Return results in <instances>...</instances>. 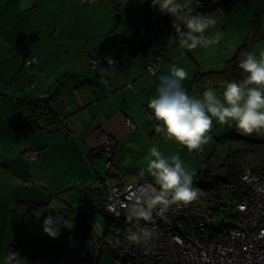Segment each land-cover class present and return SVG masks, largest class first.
<instances>
[{"label": "crops", "instance_id": "0c3cea01", "mask_svg": "<svg viewBox=\"0 0 264 264\" xmlns=\"http://www.w3.org/2000/svg\"><path fill=\"white\" fill-rule=\"evenodd\" d=\"M253 1L255 6L256 1L262 2ZM157 14L160 16L154 20ZM172 21L173 17L161 14L158 6L153 9L151 0H98L95 4L83 0H0V168L11 164L6 155L13 150L7 143L11 131L19 132L16 145L25 144L26 137L32 149L41 153L31 166L38 172L45 167L46 153L54 148L71 153L75 160L77 150L82 162L87 163L85 154L100 151L107 141L112 146L110 178L121 184H125L128 170L139 180H155L148 168H132L123 173L132 154H138V160L144 157L148 163L149 149L155 146L165 157L178 154L181 158L187 148L155 131L160 122L150 118L149 99L156 95L158 77L167 74L173 62L188 72L183 83L191 95L195 89L192 78L204 73L197 57L210 52L204 47L180 49L178 43L169 40L175 36ZM157 22L160 36L156 40L151 34L143 36L153 40L152 45L140 51L132 49L137 35L135 25L144 24L149 29ZM221 27L218 21L210 32ZM160 50L165 51V56L156 74L150 75L146 64ZM106 56L117 61L112 75L101 73L102 67H108ZM33 58L36 62L27 66ZM95 58L101 62L96 70L90 67V60ZM45 93L53 96L48 106L51 114H37L31 125L32 112ZM62 113L64 122L57 121ZM42 119L46 124H42ZM128 119L134 128L127 125ZM215 122L213 119L211 139L202 150L219 142L218 131L224 126ZM42 134L49 140L44 142ZM48 146L50 149L45 150ZM201 176L202 172L195 173L194 179ZM40 179L41 173L38 177L31 175L28 187ZM95 189L90 194H103L100 204L105 203L107 188ZM26 201L35 203L37 199L28 195Z\"/></svg>", "mask_w": 264, "mask_h": 264}, {"label": "rangeland", "instance_id": "374dc122", "mask_svg": "<svg viewBox=\"0 0 264 264\" xmlns=\"http://www.w3.org/2000/svg\"><path fill=\"white\" fill-rule=\"evenodd\" d=\"M256 4L257 6L253 0H238L231 13L219 14V24L222 27L226 25V29H222V27L218 29L223 34L222 39L218 44L211 45V48L207 47L209 55L203 53L197 57L199 63L204 66L201 69L202 72L223 69L226 61L234 57L237 49L249 36L255 19H258L263 36L254 43L252 50L257 55L259 51L264 50V0L256 1ZM159 16L160 14H157L154 20H157ZM134 36V41L144 40L143 37H138L142 36L138 32ZM194 88L191 96L200 98L202 95L198 92L195 83ZM217 91L221 92L218 95H221L222 98L224 90L220 88ZM35 100L36 98L31 101ZM40 107L41 105L35 106L36 109L33 110L29 123H34V120L37 119ZM42 124H46L43 119ZM215 124L221 125L217 120ZM223 126L218 131V137L233 129L235 122ZM18 133L16 131L9 132L7 143L13 150L8 151L6 155L7 160H11V164L9 167L0 168V264H4L5 257L9 252H16L18 246L26 241H31L29 253L21 257L23 259L20 264H48L47 260L68 254L77 247L80 236L86 231L91 230L98 236L103 235L108 220V214L102 208L104 202L100 204L104 196L103 194L92 196L90 190L96 191L95 188L102 187L101 181L97 179L98 174L100 177L107 178L105 180L107 186L113 181L109 176V157L105 154L94 160L93 163L88 160H85L87 163H83L77 150L75 160L71 153L54 148L51 152L46 153V161L43 163L45 167L38 172L31 167L37 159L30 161L27 158L28 155L25 156L26 150L32 148L27 142V138H24L25 144L16 145ZM236 134L244 136L247 141L227 139L216 142L215 146L206 147L204 150L192 152L187 149L183 150L184 154L181 159L184 164L187 163V166H190H188L189 169L195 173H203L206 169L212 171L210 174L212 176L208 180L195 179L196 187L199 188L202 184L208 187L213 185L214 179L225 178L229 169L236 173L243 172L246 168L264 166V136L241 135L237 129ZM41 139L44 142L49 140L44 134ZM56 141L57 139L54 142ZM44 149L50 148L48 146ZM137 155L132 154L126 164L124 174L127 169L147 168L148 163L145 158L141 157L138 160ZM85 158L87 159L86 154ZM205 161L208 165L203 169ZM92 164L96 166L94 167ZM39 173H41V179L30 182L28 187L27 179L31 175L38 177ZM108 173L109 175H107ZM126 174L124 179L126 181L123 180L125 184L141 181L137 176L130 175L131 170H128ZM150 181L155 182V180ZM102 190L106 191V189ZM221 194L223 207L213 216L214 231H221L222 223L228 220L225 212L229 211V207L226 205L231 198V191L222 187ZM28 195L35 196L37 202L28 203L26 201ZM49 214L59 217L64 222L61 224L59 235L56 238L50 237L43 231V220ZM99 264H114L111 252L107 248L104 249Z\"/></svg>", "mask_w": 264, "mask_h": 264}, {"label": "clouds", "instance_id": "9594fccd", "mask_svg": "<svg viewBox=\"0 0 264 264\" xmlns=\"http://www.w3.org/2000/svg\"><path fill=\"white\" fill-rule=\"evenodd\" d=\"M200 3L201 0H151L153 9L158 6L161 14L173 17L175 36L169 40L178 43L182 50L207 48L222 39L223 34L219 30L210 32L218 23L217 17L197 11ZM104 59L108 67H102L101 73L112 75L117 69V61L111 56ZM239 68L247 75L240 81L228 82L222 98L212 87L196 98L184 87L188 72L173 62L168 73L158 77L156 95L149 99L150 118L160 122L155 131L186 147L189 152L202 150V146L211 139L209 133L212 131L213 119L221 125L235 122L241 135L264 136V50L259 51L258 55L242 52ZM146 159L148 171L159 189H153L147 199H137L132 204L128 215L131 227L126 230V238L131 243L147 246V252L157 232L154 227L142 226L140 221L154 225V212L163 216L170 205L191 203L202 193L194 186L195 172L184 165L178 154L165 157L153 146ZM62 223L59 217L49 214L43 220V231L56 238ZM22 259L18 252L11 251L5 257L4 264H20Z\"/></svg>", "mask_w": 264, "mask_h": 264}, {"label": "built area", "instance_id": "2783aa9c", "mask_svg": "<svg viewBox=\"0 0 264 264\" xmlns=\"http://www.w3.org/2000/svg\"><path fill=\"white\" fill-rule=\"evenodd\" d=\"M96 2V0H88ZM137 32L145 33L142 25ZM33 58L27 62L32 66ZM94 66L98 60L92 62ZM148 71H156V63ZM48 96L42 94L41 105L48 107ZM65 114L58 116L64 122ZM134 128L132 120L126 121ZM101 151L109 157L108 169L112 167V146L107 141ZM30 153V154H29ZM30 161L39 158L35 149L25 152ZM159 185L154 181L141 180L133 184H121L117 180L107 187V200L103 210L108 214L103 235L91 230L80 236L77 247L64 256L49 259L48 264H99L107 248L114 264H264V171L246 168L240 175V183L232 193L225 212L227 221L221 231L213 230V216L222 209L220 194L213 189L201 188L200 197L188 204H172L163 216L153 213L155 224L140 221L141 225L154 227L157 236L151 242L149 251L144 245L131 243L126 238L129 209L137 200L147 199ZM232 199V200H231ZM221 234V235H220Z\"/></svg>", "mask_w": 264, "mask_h": 264}, {"label": "trees", "instance_id": "16d2710c", "mask_svg": "<svg viewBox=\"0 0 264 264\" xmlns=\"http://www.w3.org/2000/svg\"><path fill=\"white\" fill-rule=\"evenodd\" d=\"M83 2L86 4H95L98 2V0H96V2H89L88 0H83ZM237 2H238V0H201L200 6L197 9V11L211 13L217 17L220 11L233 10ZM158 22L155 23L153 26H151V28H149V29L146 26H144V24L135 25L136 32H137L136 28L138 25H142L145 29V33L142 36H138V37H143V36L151 34V35H153V38H155L154 40H156V38H158L160 36L159 31H157L158 26H159ZM262 36H263L262 28L258 22V19H255L253 24H252L249 36L245 39V42L237 49L234 57L232 59H229L226 61V64H225L223 69L218 70V71H209V72H204V73H198L195 76L194 83L197 86V89L199 90V92H201V94H202L203 91H205L207 88L213 87L216 90L217 94L218 93L221 94V92H218L217 89L222 88V90H224L226 84L232 80H236V81L242 80L247 74L244 73L243 70L239 68V60L241 58V53L242 52H253L252 48H253L254 43L256 41H259L260 38H262ZM152 42H153V40H151L150 38L144 39L141 41H134V42H132L131 48L137 49V51L144 50L145 48H148L150 45H152ZM163 52H165V51L160 50L159 53L155 54L154 58L150 59L147 62L146 71L148 74H150V75L156 74L158 67H159V64L162 61L163 57L165 56V54ZM97 59L100 60L99 58H97ZM97 59L95 58V59L90 60V67L94 70H96V68H98L101 64V62H100V64H98L97 66L93 65L92 62L97 60ZM154 63H156V71L154 73H151L148 71V68H149V66H151ZM29 67H32V66H29ZM45 94H47V96H48L47 100H50V97H53L51 95L49 96L48 93H45ZM33 102L34 101H31L29 105H31V103H33ZM40 112L41 113L48 112V110L47 111L41 110ZM50 114H51L50 112H48L47 114L43 113L42 116L48 117ZM56 120L58 121V117L56 118ZM56 120H54V122ZM228 132L223 136H220V137L217 136V140L218 141H225L227 139H231L234 141L246 140V138L244 136H238L236 134V127L229 130ZM39 154H41V153L39 152ZM103 155H105V154L100 149V151H94V152L92 151V152L88 153L87 159L92 161L93 159L100 158ZM206 165H207V161H205V163L203 164V167H206ZM251 168L260 169V170L264 171V166L263 167H251ZM241 173H242V171H238L235 173L229 169V172L225 178H215L213 185L208 187V186H205L204 184H202L200 187L206 188V189H213L214 191H218L220 194V197L222 198V196H221L222 195L221 194L222 187H224L225 190L226 189L230 190L231 192L236 190L237 187L239 186V183H240ZM107 175H109V173ZM97 179H99L101 181L102 186H104L106 188L109 186V185L107 186V184H105V180L107 178L100 177V175H98ZM194 181H195V179H194ZM194 181H193V183H194ZM221 198H220V200H221ZM29 243H31V241H29V242L26 241V243H23L22 245L18 246L16 252L19 253L20 257L25 255L26 253H29ZM62 256H64V255H62Z\"/></svg>", "mask_w": 264, "mask_h": 264}, {"label": "water", "instance_id": "95a60500", "mask_svg": "<svg viewBox=\"0 0 264 264\" xmlns=\"http://www.w3.org/2000/svg\"><path fill=\"white\" fill-rule=\"evenodd\" d=\"M42 110L47 111L48 107H43L42 106ZM210 172H211V170H209V169L204 170V172L202 173L201 179L207 178L208 175L210 174Z\"/></svg>", "mask_w": 264, "mask_h": 264}, {"label": "bare ground", "instance_id": "6f19581e", "mask_svg": "<svg viewBox=\"0 0 264 264\" xmlns=\"http://www.w3.org/2000/svg\"><path fill=\"white\" fill-rule=\"evenodd\" d=\"M211 172H212V171H211ZM211 172H210V174H211ZM210 174L208 175V177H207V178H205V179H203V180H208V178H210V177H211V175H210ZM232 192H233V191H232ZM232 192H231V195H230L231 197H233V196H234V194H233L234 192H233V193H232ZM231 200H232V199H231ZM220 203H221V201H220ZM220 235H221V234H220Z\"/></svg>", "mask_w": 264, "mask_h": 264}]
</instances>
